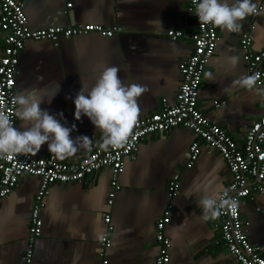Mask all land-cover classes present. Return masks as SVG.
I'll list each match as a JSON object with an SVG mask.
<instances>
[{
  "label": "crops",
  "instance_id": "1",
  "mask_svg": "<svg viewBox=\"0 0 264 264\" xmlns=\"http://www.w3.org/2000/svg\"><path fill=\"white\" fill-rule=\"evenodd\" d=\"M16 1L33 30L77 24L116 25L119 29L111 38L88 33L61 37L56 45L48 40H29L19 53L16 93L33 94L41 101V108L56 115L66 127L75 124L72 139L87 136L102 140L103 133L87 117L79 121L74 118L73 100L82 86H94L105 66L117 67L125 85L136 83L147 88L138 98V119L157 113L163 103L175 104L181 81L177 65L190 54L192 44L185 38L170 40L166 32L193 30L185 10L187 0ZM253 2L261 10L242 21L238 33L216 27L215 53L205 67L197 100L203 116L222 127L239 146L250 123L264 116L261 89L231 86L246 75L240 48L242 34L249 31L254 50L264 48V0ZM68 3L70 8H66ZM251 24L253 30H249ZM1 49L0 43V56ZM231 56L238 57L235 67L229 63ZM215 102L224 104L217 108ZM59 113H63L62 118ZM15 127L24 130L18 117ZM195 139L188 129L175 127L141 141L135 158L124 161L120 189L110 206L106 203L108 167L81 182L51 185L40 210L41 235L33 246L32 264H98L105 214L110 215L113 226L111 247L106 251L108 264H154L158 248L155 223L168 202L167 184L175 174L179 175L180 188L165 228L171 242V263L239 264L225 249L217 219H202L203 211L198 206L205 195L224 189L230 175L218 153L204 144L194 164L186 166L188 147ZM86 153L87 149H80L59 160L77 162ZM49 154L45 144L33 156ZM38 186V179L23 176L0 201V264H23ZM239 213L246 223L248 241L260 246L264 257V196L241 200Z\"/></svg>",
  "mask_w": 264,
  "mask_h": 264
},
{
  "label": "built area",
  "instance_id": "2",
  "mask_svg": "<svg viewBox=\"0 0 264 264\" xmlns=\"http://www.w3.org/2000/svg\"><path fill=\"white\" fill-rule=\"evenodd\" d=\"M67 4L66 8H70ZM186 13L191 18V32L180 29L169 30L166 36L170 40L188 39L192 44L190 54L178 62L177 68L181 77L174 105L163 103L157 113L138 119L128 141L119 149L102 151L92 137L91 149L77 162L61 161L53 154L34 157L31 154H17L11 159H0V201L6 197L18 184L23 176L36 178L39 181L38 190L34 196L29 217L26 250L23 264H32L33 246L41 235L42 221L40 210L43 199L49 187L54 183L81 182L91 178L101 168L110 169V190L106 203L110 206L116 192L120 189L119 177L124 170L125 159H134L141 141L152 135L165 134L175 127H183L191 131L196 139L187 151L186 166L191 167L198 159L202 144L218 153L225 163L230 175V181L218 193L234 200L235 208H225L217 219L220 238L227 252L239 264H264L261 255L262 248L251 244L244 232L245 222L239 213L241 200H252L256 195L264 196V116L250 123L244 134L243 143L239 146L220 126L209 122L197 107L198 93L202 76L209 59L214 55L218 34L214 25L199 23L195 16L193 0H187ZM261 10V6H257ZM254 25H249L253 30ZM119 32L116 25L109 28L96 24H77L69 27H47L45 29H30L23 7L16 0H0V110L6 111L15 126L16 105L12 98L17 95L15 78L17 74L18 56L26 41L48 40L55 45L59 38L83 36L97 33L102 37L111 38ZM249 31L242 34L240 48L246 75L257 77L254 88L261 89L264 103V48L254 50ZM224 102H215L219 108ZM102 141V140H99ZM180 188L179 175L175 174L168 181L166 195L168 202L155 223V241L158 244L154 264H172L169 250L170 239L165 235V228L170 222L173 209L172 200ZM105 224L97 250L98 264H108L106 251L111 247L113 226L110 215L103 217Z\"/></svg>",
  "mask_w": 264,
  "mask_h": 264
},
{
  "label": "clouds",
  "instance_id": "3",
  "mask_svg": "<svg viewBox=\"0 0 264 264\" xmlns=\"http://www.w3.org/2000/svg\"><path fill=\"white\" fill-rule=\"evenodd\" d=\"M193 3L199 23L230 33H238L242 21L259 14L253 0H193ZM229 63L235 67L238 57H229ZM118 73L115 66L103 67L94 86L91 89L82 86L73 100L74 118L79 121L82 116L87 117L103 133L102 141L96 145L102 151L125 145L140 115L138 98L147 91L145 86L136 83L125 85ZM256 82V76L242 75L231 86L251 90ZM12 103L17 106L15 116L23 122L24 130H18L10 115L0 110V159H11L17 154L36 155L45 144L57 159L71 157L80 149H91L92 139L87 136L72 139L75 124L66 127L56 115L42 109L41 101L33 94H17ZM58 115L63 117V113ZM198 206L203 211L202 219L208 220L218 217L222 209L235 208L237 204L227 198L225 192L223 196L219 193L205 195Z\"/></svg>",
  "mask_w": 264,
  "mask_h": 264
}]
</instances>
